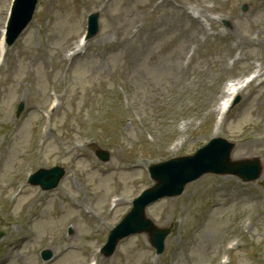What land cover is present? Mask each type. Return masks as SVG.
<instances>
[{"label":"rangeland","instance_id":"374dc122","mask_svg":"<svg viewBox=\"0 0 264 264\" xmlns=\"http://www.w3.org/2000/svg\"><path fill=\"white\" fill-rule=\"evenodd\" d=\"M201 240L203 241V237H201ZM214 244H215V239H212L211 242H210V248H205L204 251H205V250H210V249H212V247L214 246ZM193 255H194L195 258H200L199 251H195V252L193 253Z\"/></svg>","mask_w":264,"mask_h":264}]
</instances>
